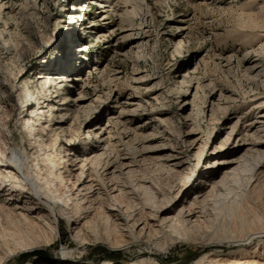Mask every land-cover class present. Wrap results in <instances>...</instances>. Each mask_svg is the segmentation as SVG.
Here are the masks:
<instances>
[{
	"label": "bare ground",
	"instance_id": "1",
	"mask_svg": "<svg viewBox=\"0 0 264 264\" xmlns=\"http://www.w3.org/2000/svg\"><path fill=\"white\" fill-rule=\"evenodd\" d=\"M87 1L96 7V11L84 18L80 14L86 5L76 2L66 8L69 15L65 22L69 32L74 33L75 28L87 19L88 24L80 28L81 36L104 33L105 27L111 35L119 36L127 43L134 42L136 29L130 13L137 0ZM76 58L67 64L73 68L71 71H79L78 74L72 75L68 70L62 74H37L33 78L32 81L46 83L51 89L49 95L42 98H30V90L24 89L26 95L21 99L18 92L27 86L26 79L16 77L11 83L6 77L3 79L2 84L10 87V99L19 110L18 121L29 133L30 142L38 138L43 145L49 136H54L57 142H62L59 147L67 146L61 156L64 163L61 169L56 165L55 168L57 160L43 150L47 162L53 166L49 167L55 179L52 183L58 182L67 188L63 193H56L38 175L39 169L31 162L35 153L32 143L24 147L19 142L16 148V142L12 140L7 142L6 148L0 149V264H7L15 256L20 258V263L24 259L37 258L34 262L26 260L25 264H46L39 256L55 242L60 220L77 247L63 246L59 250L60 256L49 264H93L81 262L83 246L98 240L108 250L139 249L138 254L123 264H160V251L153 250L151 243V237L156 233H163L170 240L181 238L199 244L203 253L190 264H264L262 211L254 217L259 226L252 230L214 236L217 227L229 226L227 204L237 203L232 198L240 188L238 181L245 179L250 206H255L253 193L257 189L258 196L264 199V88L261 92L250 91L246 111L239 114L231 111L224 116L219 129H229L230 151H226L223 144L207 145L202 133L190 123L178 136L161 127L160 120L159 125H151L157 119L153 108L151 110L134 96H128L117 115L112 117L125 131L124 140H116L112 135L111 119L99 121L87 127L86 150L76 154L72 153L74 144L71 140L59 136L80 114H87L92 106L102 102L98 85L89 82L91 71L98 74L99 67L82 70L78 66L80 55ZM247 63L246 71L251 79L264 75L257 58H248ZM113 73V77L118 76L117 71ZM116 98L113 97V101ZM188 104L184 101L180 105L182 110H186ZM140 109L142 112L137 113ZM136 115L139 116L137 121ZM148 128L159 135H144L141 141L159 138V142L147 149L134 148L132 134L137 135ZM70 154L71 158L68 157ZM146 154H155L162 168L185 174V179L168 190L150 176L135 178ZM118 197L130 202L125 204ZM201 224L213 226L216 231L188 235ZM106 230H110L109 237H102ZM77 249L81 251L78 256L74 255Z\"/></svg>",
	"mask_w": 264,
	"mask_h": 264
},
{
	"label": "rangeland",
	"instance_id": "2",
	"mask_svg": "<svg viewBox=\"0 0 264 264\" xmlns=\"http://www.w3.org/2000/svg\"><path fill=\"white\" fill-rule=\"evenodd\" d=\"M76 2L86 5L83 6L85 10L80 14L81 18L96 11V7L87 0H0V149L6 148L7 142L12 140L16 142V148L19 142L24 147L32 143L35 153L31 162L39 169L38 175L56 193L66 190L67 187L58 182L52 183L55 179L49 168L51 164L47 162L43 150L46 149L49 156L57 160L54 166L61 169L64 165L61 156L65 154L67 146L59 147L62 142H57L54 136H49L45 141L47 145H42L38 138L30 142L29 133L18 121L20 113L10 99V87L2 83L5 77L9 83L16 77L26 79L27 86L18 92L21 99L26 95L24 89L30 90V98L45 97L51 90L48 84L32 81L33 78L42 73L68 72L73 68L67 61L80 55L78 66L82 70L99 67L98 74L91 71L89 82L94 81L103 95L102 102L92 106L87 114H80L71 127L59 136L71 140L74 144L72 153L79 154L86 150L88 138L85 136L89 134L86 129L99 121L111 119L112 135L116 140L123 139L125 131L112 117L117 115L128 96H134L149 109L153 108L157 119L151 125H159L160 120L161 127L178 136L190 123L202 133L207 145L223 144L225 150L230 151L229 129H219L224 116L231 111L238 114L246 111L250 91L261 92L264 88V75L255 80L246 71L247 59L257 58L264 74V0H137L130 13L136 29L134 42L131 43L111 35L105 27L104 33L79 35L80 28L88 24L87 19L75 28L74 33L69 32L65 22L69 14L65 10ZM109 43L116 45L108 46ZM114 71L118 72L117 77H113ZM70 72L75 75L79 71ZM113 97H117L116 100L113 101ZM184 101L189 103L186 110L181 107ZM141 112V109L137 111ZM138 117L134 116L136 121ZM150 128L137 135L132 134L134 148L147 149L159 142V138L141 141L144 135H159ZM9 132L12 136H9ZM154 156L145 155L142 169L135 173V178L150 176L156 184L168 190L185 179V174L162 168ZM68 157L71 158V154ZM245 184V179L238 181L240 188L232 198L237 203L227 204L230 208L227 214L229 226H219L220 229L217 227L216 231L213 226L201 224L188 235L205 231H216L215 237L237 235L259 226L254 217H258L261 211L264 216V199L258 196L260 192L257 189L253 193L255 206H250ZM117 199L125 204L130 202L121 197ZM58 223L55 242L47 247V252L41 250L43 254L39 256L46 264L60 256L59 250L63 246L77 247L64 222L60 220ZM104 234L102 237H109L110 230ZM151 240L153 250L160 251V264H190L203 253L199 244L185 242L181 238L170 240L163 233H156ZM83 247L84 258L81 262L93 264H123L139 253L135 247L123 252L108 250L101 240ZM74 252L78 256L81 251L77 249ZM26 260L34 262L37 258ZM26 260L20 263V258L15 256L7 264H25Z\"/></svg>",
	"mask_w": 264,
	"mask_h": 264
}]
</instances>
